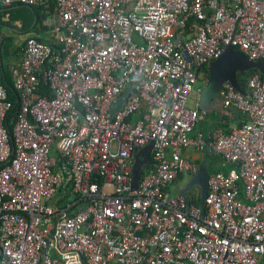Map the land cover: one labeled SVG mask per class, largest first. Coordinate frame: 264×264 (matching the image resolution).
<instances>
[{"label":"built area","instance_id":"2783aa9c","mask_svg":"<svg viewBox=\"0 0 264 264\" xmlns=\"http://www.w3.org/2000/svg\"><path fill=\"white\" fill-rule=\"evenodd\" d=\"M1 4H41L47 36L8 67L16 111L0 73V264H264V77L222 84L228 129L197 106L225 47L264 62V0ZM208 147L200 218L177 190Z\"/></svg>","mask_w":264,"mask_h":264},{"label":"water","instance_id":"95a60500","mask_svg":"<svg viewBox=\"0 0 264 264\" xmlns=\"http://www.w3.org/2000/svg\"><path fill=\"white\" fill-rule=\"evenodd\" d=\"M250 70H257L264 75V62L250 60L243 52L234 49L232 46L224 48L222 53L213 60L207 67V78L198 92L197 106L199 109L209 112L220 113L221 102L219 92L222 84L229 81L236 89L243 91L239 81L238 74ZM128 90H125L114 107L118 108L124 102ZM153 142L143 146L135 154L131 170L130 188L134 190L137 187L143 168L150 162V153ZM209 153H214L211 147L207 148ZM210 165L207 160H202L195 174L191 176L187 184L177 190V193L187 200L186 192L196 186L199 189V217L204 214V201L208 189V177ZM188 202V200H187Z\"/></svg>","mask_w":264,"mask_h":264},{"label":"trees","instance_id":"16d2710c","mask_svg":"<svg viewBox=\"0 0 264 264\" xmlns=\"http://www.w3.org/2000/svg\"><path fill=\"white\" fill-rule=\"evenodd\" d=\"M14 6L16 7L15 8L5 7L1 4V0H0V16L1 14L5 15L7 12H11V13L13 12L15 16L14 18L18 20L19 22H21V29H23L24 31L39 32V30L40 31L45 30V27L42 25V21H43L45 14L42 12L43 6L41 4L14 5ZM1 66H0L1 81L6 88L8 98L12 101L14 105L11 111L13 112V111H16L19 107L17 96L12 86V80L9 75L7 67L5 66L1 67ZM205 71H206L205 77L207 78V75H208L207 69ZM253 71L255 70H250V71H246V72H242L238 74V81L241 86H244L245 81H246V76ZM262 77H264V75H262ZM40 90L45 93L49 92L48 87L46 85L45 86L42 85ZM212 114L215 115L214 117L215 119L212 123H210L211 125H217L225 129H228V123L230 120L227 119L226 116H223L216 112H212ZM239 117H240L239 114H236L233 121H235L236 123H240ZM203 159L209 162L210 171L217 168L218 158L216 154L207 152L203 157L197 158V161L201 162ZM198 202H199V197L194 200V203L198 204Z\"/></svg>","mask_w":264,"mask_h":264},{"label":"crops","instance_id":"0c3cea01","mask_svg":"<svg viewBox=\"0 0 264 264\" xmlns=\"http://www.w3.org/2000/svg\"><path fill=\"white\" fill-rule=\"evenodd\" d=\"M10 7L15 8L16 6ZM14 17L13 12H7L5 15L1 14L0 16V66H5L7 69L22 57V45L27 36H41L37 31H24L21 29V22ZM192 156L194 158L202 157L193 153Z\"/></svg>","mask_w":264,"mask_h":264},{"label":"rangeland","instance_id":"374dc122","mask_svg":"<svg viewBox=\"0 0 264 264\" xmlns=\"http://www.w3.org/2000/svg\"><path fill=\"white\" fill-rule=\"evenodd\" d=\"M39 34L41 35V37L42 38H46V36H47V32L46 31H40L39 30ZM203 82L204 81H201V82H199V85H201V84H203ZM194 100V98H190V101H193ZM215 117V115H213L212 114V112H209L208 114H207V117H206V121H205V123H212L213 121H214V118ZM199 127H201L200 125H199ZM202 128V127H201ZM189 153L191 154V153H194V151H189ZM187 179H188V177H184L183 179H182V181H184V182H187ZM188 194L189 195H198L199 194V189L196 187V186H194L193 188H191L189 191H188Z\"/></svg>","mask_w":264,"mask_h":264}]
</instances>
